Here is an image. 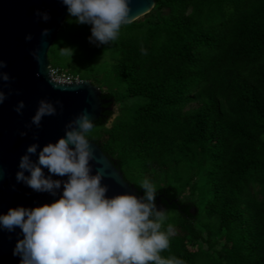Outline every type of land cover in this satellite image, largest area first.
<instances>
[{"label": "trees", "instance_id": "trees-1", "mask_svg": "<svg viewBox=\"0 0 264 264\" xmlns=\"http://www.w3.org/2000/svg\"><path fill=\"white\" fill-rule=\"evenodd\" d=\"M147 13L100 46L67 14L50 67L65 70L50 56L71 47L82 78L107 90L90 140L142 196L152 176L163 227L175 229L162 257L264 264V0H154ZM135 96L144 101L113 114ZM193 173L198 199H183Z\"/></svg>", "mask_w": 264, "mask_h": 264}, {"label": "clouds", "instance_id": "clouds-1", "mask_svg": "<svg viewBox=\"0 0 264 264\" xmlns=\"http://www.w3.org/2000/svg\"><path fill=\"white\" fill-rule=\"evenodd\" d=\"M61 3L75 23L90 26L88 40L96 46L116 41L122 26L132 20L129 0ZM35 15L45 22L50 19L48 11L37 9ZM49 31L43 28L41 35ZM32 38L31 33L25 35L26 41ZM73 51L71 47L60 49L61 55L70 57ZM140 51L147 55L143 47ZM6 67L7 62L0 60V69ZM0 80L8 82L9 73L0 71ZM6 97L0 90V103ZM57 105L63 107L59 100L41 98L27 127L39 128L45 116L57 113ZM24 106L20 100L15 111L21 113ZM94 128L89 113L81 111L66 123L64 135L42 147L37 142L29 144L20 157L16 181L57 198L31 207H9L0 213V229L11 232L19 228L22 233L13 248L19 264H185L177 257L160 255L170 247L175 229L171 224L163 227L166 215L155 205L156 187L148 178L139 185L143 196L106 194L103 170L93 172L91 163L96 158L90 143Z\"/></svg>", "mask_w": 264, "mask_h": 264}, {"label": "water", "instance_id": "water-1", "mask_svg": "<svg viewBox=\"0 0 264 264\" xmlns=\"http://www.w3.org/2000/svg\"><path fill=\"white\" fill-rule=\"evenodd\" d=\"M153 5L154 0H129L131 21L149 12ZM37 9L48 11L50 19L46 22L39 19L35 15ZM67 14L61 0H0V60L7 62V67L0 71H6L10 76L8 82L0 80V90L7 94L0 103V213L9 207H31L57 198L35 192L16 181L20 157L29 144L37 142L42 147L64 135L66 123L81 111H87L94 122L105 109L101 90L90 80L67 82L51 76L48 50ZM43 28L50 29L48 35H41ZM28 33L32 34L31 41L25 40ZM41 98L53 102L59 100L63 107L57 105V113L45 116L39 128L35 125L27 127ZM20 100L25 106L17 113L15 105ZM22 131L27 134L21 136ZM90 143L96 157L91 162L93 172L97 168L103 170L102 183L108 186L106 194L133 192L142 196L123 178L99 145L91 140ZM32 158L36 159L35 155ZM21 237L19 228L11 232L0 229V264H19L20 257L13 255V248Z\"/></svg>", "mask_w": 264, "mask_h": 264}, {"label": "rangeland", "instance_id": "rangeland-1", "mask_svg": "<svg viewBox=\"0 0 264 264\" xmlns=\"http://www.w3.org/2000/svg\"><path fill=\"white\" fill-rule=\"evenodd\" d=\"M148 17H149V13H146L137 19L139 21H143ZM75 56H76V54L72 55L71 57L61 55V52L59 50L56 54V57L51 58V56H50V60L52 62L53 61L55 62V60L56 61H64L65 60L66 61L65 66H67L65 68L66 72H68L71 75H75V77H77L79 79H85V78H82V76H81V73L84 71L85 62L83 64L82 61L79 60V58L75 59ZM100 60H101V58H98L97 61H100ZM90 76L88 78L89 80H90ZM98 88L102 89L103 91H107L106 89H104L101 86ZM142 101H144V98L135 96V97H131V98H124L123 100L114 102L113 107H112L113 108V114L116 115V114L120 113L121 110H125L129 107L135 106ZM197 106H198V103H192L189 106H187L186 109H189V108L193 109V108H196ZM111 121H112V118L108 121L107 126L110 125ZM145 178H148L149 180H151L152 176H148ZM186 178H187L186 175L183 174V179H186ZM158 180H162L163 182L166 181V177H165V174L163 171H160L158 173L157 177H155L153 179V182L155 183ZM200 183L201 182H200L199 176L196 173H193V177L191 179H188V181H186L184 188H183V192L181 193V197L183 199L188 198L191 200H197L198 199V190L195 188V186L200 184ZM204 246H206V245L204 244Z\"/></svg>", "mask_w": 264, "mask_h": 264}, {"label": "built area", "instance_id": "built-area-1", "mask_svg": "<svg viewBox=\"0 0 264 264\" xmlns=\"http://www.w3.org/2000/svg\"><path fill=\"white\" fill-rule=\"evenodd\" d=\"M51 76L53 79L58 80V81H67V82H71L73 80H80L79 78L69 74L68 72H66L63 69H60L58 67H54L51 68Z\"/></svg>", "mask_w": 264, "mask_h": 264}]
</instances>
